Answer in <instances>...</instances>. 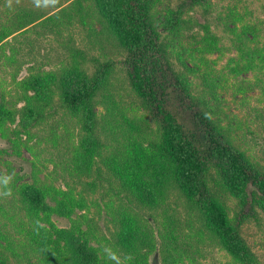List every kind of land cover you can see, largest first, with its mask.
Instances as JSON below:
<instances>
[{
	"label": "trees",
	"instance_id": "16d2710c",
	"mask_svg": "<svg viewBox=\"0 0 264 264\" xmlns=\"http://www.w3.org/2000/svg\"><path fill=\"white\" fill-rule=\"evenodd\" d=\"M27 1L30 5L22 4L19 9L12 13L6 11L1 16L0 20L6 19L0 23L1 52L5 50V40L34 25L48 22L62 27L76 23L88 25L104 47L110 46L113 53L123 56L121 63L128 84L151 118L137 119L138 125H133L122 117L124 126L118 122L114 126L106 119L108 128L105 129L114 138L108 155H103V144L97 135L96 98L99 94L103 99L106 97L115 63L112 58L102 63L94 60L90 73L85 54L73 49L69 66L58 70L30 68L19 81L16 72L12 75L18 92L16 101L22 106L10 111L5 96L0 94V130L17 120L18 129L13 134L16 137L28 134L31 128L45 121L56 99L61 108L79 120L82 137L70 151L69 164L75 177L80 179L89 176L100 161L117 182L118 201L115 207L110 203V224L114 227L111 237L115 250L130 264H147L156 249L162 264H182L200 251L206 239L225 250L233 264H261L243 238L241 226L255 212L252 204L255 192H249L251 188L262 196L260 204L264 203V176L245 150L231 139L229 124L222 123L216 109L204 97L193 94L194 86L188 75L193 70L184 66L179 71L170 60L175 54L183 66L181 54L186 49L182 38L197 24L191 18H183L184 8L194 7L203 0H183L165 14L156 13L155 0H47L45 9L33 3L35 0ZM241 20L242 17H231L228 22L235 24ZM263 27L260 21L245 22L240 29L228 28L234 35L231 41L239 43L234 47L244 54L245 61L230 68V72L237 77L251 70L255 79L234 81L231 87L242 94L258 88L262 101ZM160 28L164 35L158 32ZM210 40L216 47V36ZM248 42L251 43L247 45ZM208 43H204V51ZM186 56L192 60L193 53L187 52ZM12 57L8 56L6 61H12ZM215 82L211 80L206 85L213 86ZM106 111L112 115L111 110L106 108ZM252 111L253 116H249L258 123L259 130L264 129V107H254ZM22 145L29 148L27 144ZM19 181L16 179L15 183ZM20 186L19 192L13 195L21 209L35 219L34 230L38 232L31 239L36 243L31 251L43 256L41 264H114L113 258L94 244L98 240L89 225L79 219L81 214L77 212L85 207L82 193L75 195L70 186L57 188L52 181H41L37 176ZM12 188L16 190L15 185ZM175 193L195 211L198 226L189 224L184 231L175 213L170 212L171 196ZM224 195L236 200L235 209L226 204ZM144 211L158 215L160 221L156 228L142 215ZM52 217L67 221L68 227L61 234L54 230L55 236H42L45 229L41 223L56 226ZM13 254L20 256V253ZM23 255L28 262V251ZM0 264H11L3 252Z\"/></svg>",
	"mask_w": 264,
	"mask_h": 264
},
{
	"label": "rangeland",
	"instance_id": "374dc122",
	"mask_svg": "<svg viewBox=\"0 0 264 264\" xmlns=\"http://www.w3.org/2000/svg\"><path fill=\"white\" fill-rule=\"evenodd\" d=\"M155 1L156 13L165 14L169 9H176L183 0ZM36 2L40 4L38 7L43 6L41 9H45L49 1L35 0L33 3ZM30 3L27 0H0V18H3L1 16L6 11L12 13L22 4L30 5ZM231 17H242V20L230 24L228 20ZM183 18L185 20L191 18L192 22L197 21V24L188 29L182 38L183 47L186 49L185 53L181 54L184 58L183 66L180 65L175 54L171 56V62L179 71L184 69V66L193 70L192 73H188L194 86L193 94L200 98L204 97L216 109L217 116L222 123L229 124L234 129H231L229 136L245 150L252 162L257 164L259 173L264 176V129L259 130L258 123H255L249 116V114L253 116L252 108L264 107V101L261 100L262 96L258 88L242 94L231 87L234 81L241 82L247 79L254 81L255 79L251 70L240 73L237 77L230 72V68L235 67L237 63L242 65L245 61L244 54L234 47V44L239 43L235 40L231 41L234 35L228 30V28L234 29L235 27L240 29L245 22L251 24L261 21L264 24V0H203L201 4L194 7L186 6ZM4 20L6 19L0 20V23ZM158 32L164 35L161 28ZM262 34L264 37V27ZM213 35L218 40L216 47L211 45L210 37ZM208 41L204 51V43ZM3 43L5 50L0 51V94L5 96L10 111L22 106V103L16 101L18 92L12 80L15 72L19 81L28 74L30 68L36 70L38 68L61 69L69 66L70 52L73 49H79L87 57L86 63L90 73L93 70L91 64L95 62L94 60L102 63L112 58L115 63L105 93L106 97L103 99L99 94L96 98L98 102L96 111L99 119L97 135L103 144V155H108L114 138L111 134L108 135L105 129V127L108 128L106 119L111 120L113 125L118 122L124 126L121 124L124 118L133 122V125L135 123L138 125L137 119L151 118L144 112L128 84L124 65L121 63L123 56L113 53L110 46L104 47V43L89 31L88 25L76 23L62 27L55 26L51 22L38 24L14 37H9ZM250 43L248 42L247 45ZM187 52L193 53L192 60H187ZM8 56H13V60L7 62ZM211 80L216 81L214 85H206V82H211ZM106 108L111 110V116ZM15 122L7 124V129L0 130V253L3 252L11 264L42 263L43 256L39 252L32 253L31 251L33 244H36L31 239L34 232H38L34 230L35 219L26 210L21 209L17 197L13 195L19 192L17 187L20 188L23 181H33L34 176H37L41 181H52L57 188H66L68 185L74 189L75 195L82 193L85 207L77 214H81L79 219L85 220L94 232L98 240V242L93 241L96 247L103 248L106 254L113 258L114 264H130L123 254L115 250L111 237L114 227L110 224L112 216L110 203H114V207L117 204V182L107 173L100 161L96 163L89 176H82L80 179L75 177L71 169L72 164H69L70 151L82 137L79 120L61 108L56 99L54 109L51 110L49 116L42 124L31 128L28 134L22 133L16 137L13 134L14 130L18 129L17 122ZM244 125L247 126V130L242 129ZM22 143L27 144L29 148ZM113 143L115 146L116 142ZM16 179L20 181L15 183ZM14 185L16 190L12 188ZM253 191L255 197L252 204L255 212L246 223L242 224L241 233L261 264H264V203L260 204L262 196L256 190L251 188L249 192ZM120 198H124L123 194H120ZM223 199L230 208H236L235 199L225 195ZM171 200L170 212L173 215L175 213L184 231L187 230L189 224L194 227L199 225L195 211L191 210L182 198L175 193L171 196ZM230 214L233 216V211ZM142 215L149 219L154 228L158 226L157 222L160 218L156 213L144 211ZM51 220L56 226L50 227L46 222L41 223L45 229V235L42 234V236H52L54 230L61 234L68 227L67 221L63 219L52 217ZM24 251H28L30 256L28 262L23 255ZM13 253H20L19 258ZM146 263L162 264L157 249L148 257ZM182 264H233V261L215 241L206 239L200 246V251Z\"/></svg>",
	"mask_w": 264,
	"mask_h": 264
}]
</instances>
